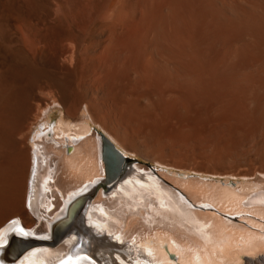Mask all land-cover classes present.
I'll list each match as a JSON object with an SVG mask.
<instances>
[{"label": "bare ground", "instance_id": "bare-ground-1", "mask_svg": "<svg viewBox=\"0 0 264 264\" xmlns=\"http://www.w3.org/2000/svg\"><path fill=\"white\" fill-rule=\"evenodd\" d=\"M109 12L114 28L98 62V89L110 105V116L98 118L86 103L88 119L79 113L80 106L66 116L62 92L54 102L63 114L48 130L51 107L45 106L24 147L5 142L0 128V244L8 241L0 249V261L18 248L22 253L9 264L262 260L264 162L247 175L215 168H189L190 174L145 148L148 142L206 139L219 142L210 156L221 159L230 142L253 135L264 148V0H133L127 11L120 0H112ZM128 16L117 32L119 17ZM242 71L247 77L236 84ZM88 120L104 134L93 132ZM103 135L124 154L148 150L142 156L157 163L158 173L136 166L123 169L121 157L107 175ZM103 179L114 181L116 189L90 200L85 194ZM75 219L88 223L89 230L79 233ZM16 224L23 231L15 230ZM75 231L88 242L85 253L73 254L81 243ZM14 234L28 244L17 243Z\"/></svg>", "mask_w": 264, "mask_h": 264}, {"label": "rangeland", "instance_id": "rangeland-1", "mask_svg": "<svg viewBox=\"0 0 264 264\" xmlns=\"http://www.w3.org/2000/svg\"><path fill=\"white\" fill-rule=\"evenodd\" d=\"M132 1L120 0L122 9L127 11ZM111 3L112 0H0V128L3 129L1 132L5 136V142H16L19 148L28 144L30 132L35 123L37 126L41 123L44 116L41 111L47 105V107H53L50 108L51 121L63 114V110L60 111V107L54 102L55 96L62 92L67 99L64 108L66 116L73 115L74 107L80 106L79 113L88 119L85 103L98 118L107 119L110 116V105L98 89V82L102 77V68L98 69V62L108 51L106 40L114 28L109 12ZM128 19L129 16L119 17V23L115 27L117 32L120 31L121 24L128 22ZM128 39L130 43V37ZM69 42L75 44V47L72 45L70 47ZM73 47L75 49L72 50ZM71 54L74 56L71 57ZM247 73V71L240 72L236 77V84L243 83ZM88 121L93 132L98 135L103 133L97 125ZM216 138L217 136L213 137V139ZM258 140L259 137L253 135L248 138H239L237 142H230L229 152L225 157H220L221 159L210 156L212 146L219 142H207L206 139L194 142H148L149 146L145 149H153L152 152H158L168 162L188 168L187 172L190 174L193 172L189 171V168H198V170L205 168L204 171L209 172L210 169L212 172L215 168L247 175L261 168L260 164L264 162V148L260 150L257 146L260 143ZM133 148L137 150V147ZM148 150H145L146 153ZM145 151L142 155L148 156ZM126 154L133 159L130 162L125 161L123 169L136 166L138 169L157 172L149 169L150 165L158 168L156 162L143 158L142 155L129 152ZM30 162V179L32 180L33 161ZM166 181L169 184V181ZM113 182L108 183L105 180L91 190L90 194L85 195H88L90 200H94L98 192H101L102 197H107L117 187V184ZM161 182L166 185L164 181ZM45 218L48 216L46 215ZM77 219L75 223L78 222V232L80 233L82 228L86 231L88 223L84 224L82 220ZM57 226L55 224V227ZM21 230L23 231L22 228ZM78 232L75 231V236L79 237ZM49 235L51 237V233ZM80 239L81 243L73 254L85 253L87 250L88 242L84 241V236L83 239L80 236ZM59 244L40 247L54 248ZM255 261L252 263L264 264V259ZM242 264L247 263L242 261Z\"/></svg>", "mask_w": 264, "mask_h": 264}, {"label": "water", "instance_id": "water-1", "mask_svg": "<svg viewBox=\"0 0 264 264\" xmlns=\"http://www.w3.org/2000/svg\"><path fill=\"white\" fill-rule=\"evenodd\" d=\"M53 122H54V120H52V121L50 120L49 121V125H47L48 130L51 129V124ZM42 128H44V127H42ZM103 142H104L105 173H107V175L110 174L111 171H113V166L115 165V163L117 162V160H119L121 157L124 160H126L127 162H130L133 159L130 156H128L127 154H124L123 152H121L116 147H114L110 143V140L107 137H105L104 135H103ZM149 169L151 171H153V172H156L158 170V168L156 166H152V165L149 166ZM231 181L234 182V180H231ZM180 194H182V193L180 192ZM182 196H183V194H182ZM192 206H194V207H196L198 209H202V210L203 209H207L209 211H215V208L212 207V206H207V208H205V206L200 205V204H196V203H193ZM222 216L223 217H226L227 219H230L232 221H237L238 220V216L237 215H229V214L223 213ZM17 228L19 229V227L17 226L15 230H18ZM13 237H14V240L17 243H18V241L24 240L22 242L25 243V244H28V242L27 243L25 242V239L23 237L20 238L17 235H15ZM29 237L32 238L31 236H29ZM34 239H36V238H34ZM40 239H45L46 240V238H40ZM7 242H5L4 244H0V249H3L7 245ZM22 251H23L22 248L21 249L18 248V249H16L12 253L9 252L10 253L9 258L5 262L4 261H2V262L0 261V264H9L10 263V260H14V259L16 260V259H18V257L22 253Z\"/></svg>", "mask_w": 264, "mask_h": 264}]
</instances>
